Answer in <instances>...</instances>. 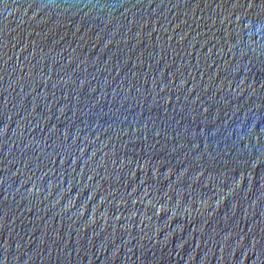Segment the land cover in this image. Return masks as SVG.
Masks as SVG:
<instances>
[{
  "label": "water",
  "instance_id": "obj_1",
  "mask_svg": "<svg viewBox=\"0 0 264 264\" xmlns=\"http://www.w3.org/2000/svg\"><path fill=\"white\" fill-rule=\"evenodd\" d=\"M0 264H264V0H0Z\"/></svg>",
  "mask_w": 264,
  "mask_h": 264
}]
</instances>
